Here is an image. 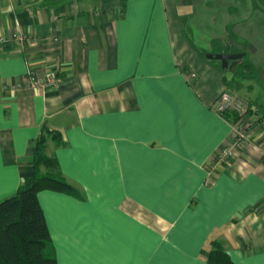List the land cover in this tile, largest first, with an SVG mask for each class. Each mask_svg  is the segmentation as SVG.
Here are the masks:
<instances>
[{"label":"crops","instance_id":"obj_1","mask_svg":"<svg viewBox=\"0 0 264 264\" xmlns=\"http://www.w3.org/2000/svg\"><path fill=\"white\" fill-rule=\"evenodd\" d=\"M0 35V201L58 134L76 194L37 193L56 264H207L215 240L264 264V0H0ZM225 52L242 66L205 56ZM28 68L55 84L24 87ZM222 91L249 138L219 160Z\"/></svg>","mask_w":264,"mask_h":264},{"label":"trees","instance_id":"obj_2","mask_svg":"<svg viewBox=\"0 0 264 264\" xmlns=\"http://www.w3.org/2000/svg\"><path fill=\"white\" fill-rule=\"evenodd\" d=\"M242 60L237 68L242 66ZM235 70V69H234ZM47 138L59 142V135L43 130L34 146L33 174L27 185L0 201V264H56L45 216L37 193L53 189L76 194L57 169L54 158L45 154ZM207 264H235L220 241H212Z\"/></svg>","mask_w":264,"mask_h":264},{"label":"built area","instance_id":"obj_3","mask_svg":"<svg viewBox=\"0 0 264 264\" xmlns=\"http://www.w3.org/2000/svg\"><path fill=\"white\" fill-rule=\"evenodd\" d=\"M12 39L22 40L21 34H12ZM6 38L0 35V41H5ZM56 80L53 76H39L31 68H28L26 75L22 82L24 87L46 89L55 84ZM244 104L242 100L230 93L229 91H222L217 99L216 112L223 116L231 124L232 140L224 145L219 153L220 159H231L237 155L239 148L248 141V126L242 124V116L244 114Z\"/></svg>","mask_w":264,"mask_h":264},{"label":"water","instance_id":"obj_4","mask_svg":"<svg viewBox=\"0 0 264 264\" xmlns=\"http://www.w3.org/2000/svg\"><path fill=\"white\" fill-rule=\"evenodd\" d=\"M244 52L236 53H217V54H206V57L209 59L219 60L221 68L227 69L230 68L234 63L244 56Z\"/></svg>","mask_w":264,"mask_h":264},{"label":"rangeland","instance_id":"obj_5","mask_svg":"<svg viewBox=\"0 0 264 264\" xmlns=\"http://www.w3.org/2000/svg\"><path fill=\"white\" fill-rule=\"evenodd\" d=\"M212 52V51H211ZM208 54V53H207ZM209 54H212V53H209ZM215 54H217V53H215ZM205 56H206V54H205ZM214 60H216V59H214ZM217 62H219V60H216ZM219 65H220V62H219ZM221 66V65H220Z\"/></svg>","mask_w":264,"mask_h":264}]
</instances>
